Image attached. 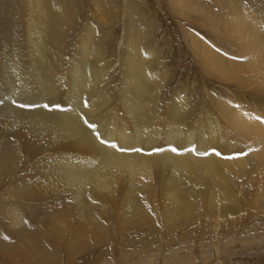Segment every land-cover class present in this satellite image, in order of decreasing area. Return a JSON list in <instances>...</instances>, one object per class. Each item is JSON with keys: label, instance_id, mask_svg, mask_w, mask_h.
<instances>
[{"label": "bare ground", "instance_id": "1", "mask_svg": "<svg viewBox=\"0 0 264 264\" xmlns=\"http://www.w3.org/2000/svg\"><path fill=\"white\" fill-rule=\"evenodd\" d=\"M229 1L232 4L230 10L221 20L227 33H239L238 53L226 61L208 43L194 37L200 43L203 62L218 73L230 71L231 74L224 79L248 87L255 85L264 91V31L256 24L259 18L255 11L243 14L238 0L235 2L238 4L234 3L235 0ZM21 2L23 5L16 9L13 5L6 9L4 1L0 0V192L3 195L0 199V226H7L15 233L13 243L24 237L32 246L28 250L23 243L11 244L15 254L21 255L19 250L27 248L34 254L37 264L61 263V250L56 239L52 235L46 237L48 231L46 234L45 230L42 232L45 218L52 217L50 225L47 224L55 233L65 235L69 231L70 235L71 232L67 246L71 243L73 249L86 233L105 238L103 242L108 244L113 234L110 232L118 229L120 233L129 224L135 234L143 232L145 227L141 222L146 223L145 217L156 222L157 227L165 218L163 214L172 220L188 218L197 211L195 203L203 202V196L198 198L199 193L193 187L196 194L185 188L204 174L206 177L217 175L215 183L226 187L228 196L240 204L246 201L244 194L236 195L228 185L231 175L227 173L229 178L225 172L221 173L220 166L240 163L246 167L247 157L227 159L220 153L217 159L213 152L205 153L206 147L216 143L224 132L213 122L211 114L207 126L200 123L189 137L177 138L180 123L186 127L187 133L189 121L186 117L190 105L187 98L177 102L174 97V107L169 103L167 113H162L159 83L155 81L158 72L148 64L153 52L144 47V34L137 33L132 22L125 41L127 51L125 53L122 49L116 59L121 63V80H117L110 70V64L114 62L105 56L107 46L102 43L101 27L98 29L92 19L83 21L85 27L82 25L83 30L73 41L81 25V16H76L66 6L67 0ZM175 2L182 7L189 0L188 3L186 0ZM198 8L212 19L206 8L197 5ZM251 15L253 17L247 20L246 17ZM236 104L238 102L232 108L225 102L220 105L225 106L230 127L238 131L239 125L243 133L253 135L258 148L256 152H260L264 161V123L256 119L264 118V115ZM163 118H170L171 122V125L165 124L170 125L166 132L168 142L176 135V143L166 144L164 151L157 146L164 133ZM85 121L95 124V131ZM97 132L101 139L115 143L124 151L100 143ZM186 141L189 143L184 144ZM231 145L227 148L234 153ZM240 153L243 152L238 151V155ZM150 160L156 166L161 163L164 172H171L169 180L163 181L160 187L154 170L147 169ZM197 170L201 175H197ZM120 174L125 180L116 186ZM262 174L259 178L264 180ZM211 176L209 178H213ZM130 191L145 195V199L134 197L132 207L127 208L132 218L126 219L128 216L120 215L119 197L126 194L133 198ZM263 193L264 186L261 185L260 196L255 194V197L259 199ZM43 197L57 199V202L54 206L49 202H38ZM254 202L257 203L253 199ZM34 210L44 215L39 222H31L27 213H34ZM13 237L1 233V247L8 250L10 243L7 240ZM68 257H73L71 250Z\"/></svg>", "mask_w": 264, "mask_h": 264}, {"label": "rangeland", "instance_id": "2", "mask_svg": "<svg viewBox=\"0 0 264 264\" xmlns=\"http://www.w3.org/2000/svg\"><path fill=\"white\" fill-rule=\"evenodd\" d=\"M3 1L6 9L12 5L15 6V9L23 5L21 0ZM101 1L67 0L66 6L70 7L76 16L77 14L81 16V25L73 41L83 30V21L92 19L94 24H97L98 29L101 27L102 43L107 46V55H105L107 60L114 62L110 64L112 65L110 70L116 77L114 79L121 80L119 68L121 63H117L116 59L122 49L125 50V53L127 51L125 41L131 32L132 22L137 29V33L144 34V47L153 52L148 64L159 73H157L158 78L155 81L159 83V94L162 99L158 100L162 101L161 107L164 108L162 113H167L166 108L169 103L174 107V97H176L175 100L177 102L184 101L187 98L186 101L190 105L186 117V121H189L187 133L186 127L180 123L177 138L185 137L186 135L189 137L196 125L204 123L207 126L213 117V122L218 124L222 130L224 129V132L218 136L216 143L206 147L205 153L213 152L217 159L219 156L216 155L217 152L227 157L239 156V159L247 157L245 161L246 167L240 163L231 164L232 166H220L221 173L225 172L224 174L229 178V175H231L228 185L232 186L236 195L244 194L246 201L240 204L235 201V198L228 196L226 187H223V185H219L221 186L219 187L215 183L216 179H218L217 175L209 174L213 177L209 178V175L206 177L204 174L201 178L193 179L195 182L193 181L192 183L191 181V186L189 185L185 188L191 194L199 193L198 198H200V195L203 196V202L196 201L197 211L192 216L185 219L172 220V218L163 214L162 217L165 218H162L158 227L156 222L153 223L154 221L152 220H146L148 218L145 217L143 219L146 223L141 222L145 227L143 232L138 231L141 233L135 234L136 231L134 229L132 230L135 232L131 230L133 228L132 224H129L127 225V227L129 226L128 228H124L125 230L127 229L126 231L123 229L124 231L119 233V230L115 229L110 232L113 234L108 244L103 242L105 238H95L92 233H86V236L78 241L75 249L71 248V243H69L70 247L67 246L72 236L71 232L70 235L69 231L65 235L55 233L56 231L51 229V226L49 227L52 217L48 218V220L45 218L44 223H46L42 225L43 228L41 229L43 231H41L44 232L45 230V234L48 231L46 237L50 238L52 235L53 239H56L55 243L58 244L61 250L60 264H264V193L259 199L255 197V194L260 196L258 191L261 185L262 187L264 186V180H261V177L259 178L264 173V161L260 157V152H256L258 148L253 135L243 133L239 125H237L238 131L230 127L225 106L220 105L225 102L232 108L234 103L238 102L237 106L240 104L242 105L241 108L247 111L254 112L258 110L257 112L264 115V91L255 87V85L248 87V85H243V83L238 84L226 78L224 79V76L228 77L231 74L228 70L218 73L219 71L216 72V70L208 68L203 62L200 43L194 38L196 37L199 41L208 43L210 45L208 46L221 54L226 61H229V58L237 54L238 45L240 44L239 33H227L223 27L224 22L221 20L226 18V12L230 10L232 4L229 3V0H189V3L186 0L188 4L179 7L175 0H103V3ZM237 2L239 4H235L242 7V13L255 11V16L259 18L258 22L255 20L256 24L264 31V0H238ZM197 5H200L201 8H206L212 19L207 17L199 8L196 9ZM252 17L251 15L246 17V19L248 20ZM99 22L100 26H98ZM218 23L222 24L220 25L221 27ZM83 27L85 26L83 25ZM232 36L236 37L232 39ZM250 43L253 44V41L251 40ZM176 94L179 95L176 96ZM216 99L218 100L217 102H215ZM212 108H215L217 112ZM194 113L195 116H193ZM209 114L213 116L210 118ZM215 114L217 118L214 116ZM196 115L199 118L202 115L200 120L197 119ZM224 115H226V118L223 119ZM115 117V119H118V115H115ZM163 120L162 126H164L162 130L164 129V131L162 132L164 133L162 142L157 145L162 151L165 150L166 144L170 142H172L170 144L176 143V135L169 142L166 135L171 125V122L169 123L170 118H166L168 123L164 118ZM184 129L185 132L183 131ZM187 143L189 141L184 144ZM230 143L234 153L227 148ZM198 151L202 150L198 149ZM238 151L245 152L247 155H238ZM158 164H160V167L151 164L150 160L147 169L154 170L156 183L160 187L163 181L169 180L171 172H164L163 168H161L162 164ZM240 170L246 172L243 173L244 171ZM227 173L230 174L228 175ZM197 175H201L198 170ZM120 177V181L118 180L116 181L118 183H115L116 186H120L125 180L123 175L120 174ZM192 187L196 193L192 190ZM132 192L131 194H133ZM134 194L132 195L133 198L127 197L126 194H124V198L121 196L123 193L119 194L121 196L119 197L120 215L122 217L126 215L124 218L128 216L126 219L132 218L131 214L127 213V208L128 206L130 208V205L132 207L134 197L135 199H145L143 194ZM2 196V192H0V199ZM46 198L43 197L38 202H49L53 206L57 202V199ZM126 198L127 200L124 203ZM253 199L257 203H253ZM33 201L35 202L36 200ZM27 203L29 202L27 201ZM27 213L30 214L31 222H39L44 216L39 215L37 211L34 213L27 211ZM160 219L161 217H158V220ZM1 233L2 236L6 233L14 237L12 240H7V243H10L7 247L8 250L0 245V264H37L34 254L28 252L32 246L24 237L17 238V243H23L29 248L28 250L26 248L25 251L19 250L21 255H17L11 249V244H16L17 246V243H13L16 239L15 233L4 225L0 226ZM80 243L81 246L79 247ZM70 250L73 252L71 259L68 257Z\"/></svg>", "mask_w": 264, "mask_h": 264}, {"label": "snow or ice", "instance_id": "3", "mask_svg": "<svg viewBox=\"0 0 264 264\" xmlns=\"http://www.w3.org/2000/svg\"><path fill=\"white\" fill-rule=\"evenodd\" d=\"M26 105H21V107H25ZM45 107H47V105H45ZM257 120H259L261 123H264V118H261V117H256ZM86 124H88V127L93 129L95 131L96 129V125L95 124H91V123H88V121H85ZM96 136H97V139L100 140V143L102 144H105L106 146H109L111 148H114V149H118V146L115 144V143H109L108 141L106 140H103L100 138V134L97 132L96 133ZM118 150L120 151H124V149L122 148H119ZM136 151H140L139 149H135ZM172 151H176V149H171ZM216 155H220L219 152L216 153ZM239 155H247V153H240ZM227 159H232V158H238V157H226Z\"/></svg>", "mask_w": 264, "mask_h": 264}]
</instances>
